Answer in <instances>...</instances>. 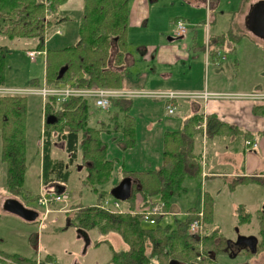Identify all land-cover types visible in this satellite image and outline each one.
I'll list each match as a JSON object with an SVG mask.
<instances>
[{"label":"trees","instance_id":"16d2710c","mask_svg":"<svg viewBox=\"0 0 264 264\" xmlns=\"http://www.w3.org/2000/svg\"><path fill=\"white\" fill-rule=\"evenodd\" d=\"M62 1L45 0L44 3L42 0H0V35L9 40L33 39L36 42L35 49L44 51L48 30L68 18L58 14ZM82 2L75 42L59 50L45 51L46 84L53 86L70 83L74 87L86 88L131 87L125 47L130 0ZM47 14L46 20L44 17ZM209 45L211 52L215 50L212 40H209ZM8 50L7 47L0 45V52ZM3 58L4 55L0 54V84H4ZM64 66L67 68L58 78L59 70ZM31 84L38 85L40 81L35 79ZM26 99L24 96H0L2 161L6 164L5 189L9 197L16 199L24 192ZM133 101L114 99L110 108L104 111L88 98H71L63 103L53 99L46 100L42 106L43 141L40 145L41 150L37 148V152L41 151L42 154L41 179L46 193L56 194L58 190L65 191L68 166L76 162L81 163L78 168H87L86 182L94 186V190L97 185L105 186L112 182L114 160L107 158V145L100 135L120 134L118 145L123 150L135 146L136 123L128 114ZM252 112L264 116V105L254 106ZM48 115L54 116L55 122L47 123ZM202 118V115L184 118L179 129L165 132L162 163L153 171L123 170V178L132 179L131 196L127 200L129 203L123 205L126 209L133 208L137 197L140 198L141 205H145L150 199L160 197L166 203L165 209L170 210L172 203L187 192L188 181L196 182L200 179L202 145L200 137L203 131L196 129V126L201 124ZM205 119L204 135L208 141L223 135L219 129L221 127L233 129L232 125L222 123L215 115H207ZM57 145L63 152V157L55 156L54 150ZM50 174H53V177H50ZM234 180L239 184L248 182L264 184L261 182L264 179L260 181L254 176L249 179L238 177ZM55 189L56 193L53 192ZM106 195L104 190L99 192L98 203L94 205H74L77 211L74 218L69 220L70 222L73 220L75 227L83 229L88 235L91 230L96 229L101 234L114 232L121 238L126 248L116 250L109 243L111 256L108 264H150L152 258L157 264H168L171 260L181 264H213L215 258L223 253V242L218 229L209 232L211 226L207 225L210 223L208 219H213V213L209 212L206 206L204 208L206 227L202 236L205 240L202 249L205 257L203 261H199L201 251L198 242L187 233L188 223L195 215H188L183 219L175 218L166 224L149 225L143 223L138 215L109 213L99 208L98 204L107 198ZM209 201L211 202V199H206L205 205ZM242 207L244 208L243 205H239L238 209L241 210ZM244 214L248 216L245 212ZM245 215L241 214V211L238 213L243 224L249 222ZM259 217L264 219V213ZM259 232L261 240L256 248L261 251L264 249V220L260 221ZM101 242L95 240L94 244ZM213 254L216 256L211 257ZM21 260L33 264L30 259Z\"/></svg>","mask_w":264,"mask_h":264},{"label":"crops","instance_id":"0c3cea01","mask_svg":"<svg viewBox=\"0 0 264 264\" xmlns=\"http://www.w3.org/2000/svg\"><path fill=\"white\" fill-rule=\"evenodd\" d=\"M260 1L264 0L130 1L125 39L126 66L132 82V86L129 88L226 92L251 91L253 88L246 87L254 85L257 89L264 90V77L258 78L260 73H264V49L261 47L263 50L257 51L247 48L252 55H255L256 61L250 62L245 70L240 64L238 55V52L242 48L244 49L242 45L244 40L250 43L253 41L252 44H254L260 38L247 26L252 6ZM150 9L160 11L162 17L149 14ZM179 19L185 22L186 32L184 35L178 36L175 32V25ZM58 27L57 25L56 30L59 29ZM206 40H212L213 49H215L212 52L210 51L207 60L205 55ZM32 44L33 46L26 49V51L36 50V42ZM58 44L59 39L53 44L52 49H61ZM259 45L261 46V44ZM46 47L49 48L47 45ZM45 50L41 54L43 55V63H45ZM213 52L216 54H212ZM225 52L233 55L231 60L227 61L225 59L222 55ZM260 54L261 58H259ZM221 59H225V61L222 63ZM210 71L212 72L211 77ZM43 77H45V73ZM253 77L255 79L250 83L249 80ZM35 79L37 78L33 77L27 83ZM42 80L43 78L39 80L40 83ZM147 102H151V100L139 101L138 103L144 104L135 108L136 103L134 101L128 112L136 123V144L133 148L123 150L119 147L120 134L102 133L100 135L104 142L106 140L111 141L122 154L121 158H108L114 160V172L116 170L120 171L119 167H121L122 172L123 170L132 172L153 171L162 163L165 132L179 129L184 118L202 115L203 120L207 115H215L219 121L234 126L238 133L243 130L256 133L252 139L257 140L258 146L256 149H249L243 143L236 142L238 134L234 138L223 134L220 138L208 141L207 145L203 143L201 145L200 179L196 181L195 185L192 184L195 181H188V185H186L187 192L182 196L189 195V208L184 211L190 208L197 210L201 197L213 200V211L221 209L222 212L226 211L224 208L227 209L230 197L226 193L225 197L221 196L222 191L226 188H228V191H234L236 186L241 185L244 188L245 184H252L250 182L239 184L234 179L251 175L264 178V134L256 136L264 130V118L252 113V106L248 105L250 103L215 98L206 101L202 99H177L172 102L174 106L173 113L167 112L166 104L163 102L162 114L158 110L157 104ZM44 104L42 101L41 106ZM177 107L179 108L178 117H169V115L175 114ZM139 113L140 116H138ZM139 118L143 120V134L141 136H138L139 123L137 124V122ZM41 122L44 123V112L42 110ZM199 127L200 125H197L196 129H200ZM104 135H107L105 139L103 138ZM38 144L42 145V140L37 143L36 153H38ZM106 145H108L107 142ZM140 145H148L144 149L142 158L140 157L137 160L125 158L128 152L130 154L137 152ZM39 155L40 177L42 178L41 151ZM50 177H53V174H50ZM200 181L203 187L198 195L196 186L200 184ZM58 191L60 192L56 194L64 193L63 190ZM246 201V199L242 201L234 200L233 204L243 205L245 208L248 207ZM46 255L48 256V254ZM44 256L37 254L35 258L23 255L18 257L36 259Z\"/></svg>","mask_w":264,"mask_h":264},{"label":"rangeland","instance_id":"374dc122","mask_svg":"<svg viewBox=\"0 0 264 264\" xmlns=\"http://www.w3.org/2000/svg\"><path fill=\"white\" fill-rule=\"evenodd\" d=\"M131 2L133 0H130ZM82 0H63L59 6L58 14H61L65 17H68L66 20H63L61 23L53 25L47 32L45 48L46 50H59L52 49L53 44L59 39L58 46L60 48H64L70 44L75 42V37L77 34V27L79 26V18L82 9ZM149 14L160 15V11L150 9ZM50 18V16H49ZM44 19H48V14L44 17ZM61 30L62 34H55L56 26ZM33 39L26 38H17L14 40H9L5 36L0 35V45L7 47L8 51H2L0 54L4 58L2 60V68H3V83L6 86H25L30 85L31 81L27 83L31 78L35 77L38 80L43 78L44 73L46 72L45 63H43V55H38L34 59H31L26 54V49H29L33 46ZM253 43V41H252ZM247 40H244L243 47L238 52L240 64L243 67V70L248 68L250 62H254L255 55H252L248 49H254L259 51L260 49H264V38H258L257 42L252 44ZM261 44V46L259 45ZM46 45L49 47L47 48ZM263 49H262V48ZM45 50V51H46ZM242 52V57H241ZM263 52V51H262ZM222 54V53H221ZM227 61L232 59V54L225 52L222 54ZM261 58V54L259 56ZM225 59H221L222 63ZM264 66V64H263ZM212 72L210 71V77ZM264 73H260L258 78H263ZM255 77L249 80L250 83L253 82ZM246 88H253L252 90H258L254 85H249ZM27 111H26V129H25V140H26V172L24 176V192L19 197L20 201L23 202L24 206L27 208H31L32 210L39 212L37 218L33 221H25L19 216L10 213L3 208L4 200L9 197V193L5 189L6 185V164L2 161V140H1V131H0V252L13 255L14 256H26L29 258H35L37 254L41 255H51L54 258H50L46 256V259H53L55 264H108V260L111 256V251L109 248V243L116 250H122L126 248V245L121 241V238L114 232H109L107 234H101L96 229H93L89 232L91 243L88 247L84 248V240L82 237H77V228L75 227L74 221L70 222L69 219L74 218V213L77 211L74 205H94L98 203L99 192L106 191L107 198L111 199L109 194V190L112 186L117 184L123 178V172L121 167H119L120 171L116 170L113 174V178L109 185L105 186H94L89 185L86 182V178L88 175V170L86 167L78 168L77 166L81 163L76 162L70 164L68 166V178L66 189L63 194L68 195V202L65 203H52L49 206V213L44 215L45 208L38 204L37 198L39 194L43 192L42 190V179L40 177V169H39V160H40V152L36 153L37 143L41 141L42 136V122H41V110H42V100L38 96H27ZM136 103L135 108L142 106L144 103H138L139 101H150L148 99H136L134 100ZM133 101V102H134ZM155 101V102H154ZM228 101V100H226ZM230 101V100H229ZM232 101H240V100H232ZM151 102L158 105V110L163 114L164 103L163 100H151ZM151 102H147L153 104ZM242 102H247L243 101ZM250 103L252 108L258 105V103ZM163 105V106H162ZM248 107V106H247ZM140 110V109H139ZM252 110V109H251ZM179 108L175 114L169 115V117H178ZM253 113V112H252ZM254 114V113H253ZM260 117L263 115L254 114ZM140 116V113L139 115ZM162 119V118H161ZM138 136L143 134L142 123L143 120L141 118L138 119ZM224 123V122H222ZM229 125V124H228ZM233 129H227L226 127L219 128L222 134H227L229 137H236V142L240 144L246 145V141H250L251 143L257 142L256 139H252L256 133H252L247 130L238 131L232 126ZM248 133V134H244ZM264 134V130L259 132L256 136H261ZM244 135V136H243ZM243 136V137H242ZM107 135H104L105 139ZM205 135H202L201 144L205 143L207 145L208 139L205 138ZM222 137V136H221ZM220 138V137H216ZM234 140V139H233ZM108 143L106 156L107 158H121L122 154L120 151L114 146V144L106 140ZM258 143V142H257ZM148 145H140V148L134 154H130V152L126 153L125 158H133L138 159L142 158L144 155V149L147 148ZM156 146V145H153ZM39 149L41 150L40 145L38 144ZM37 147V148H38ZM201 147V146H200ZM207 149V148H206ZM55 156L63 157L64 154L59 149V145L56 146ZM207 154V151H206ZM213 154V152H211ZM57 156V157H58ZM209 156V155H208ZM154 158V157H153ZM162 158V157H161ZM253 176V175H251ZM251 176H242L241 179H249ZM256 177V176H254ZM260 181L264 178H259ZM264 183V181H261ZM194 182L192 184H196ZM249 183V182H248ZM252 183V182H250ZM199 184V183H198ZM244 184V183H242ZM259 184V183H258ZM245 184V187L242 188L241 185L236 186V190L228 191V188L222 191L221 196L225 197V193L230 197L228 199V207L224 208L226 211L222 212V209L219 211H213L212 203L209 201L206 205L207 210L213 213V221L212 219H208L210 223L209 232L212 229H218L219 234H222L226 237H234L235 233L239 231L246 236L247 234L256 235L260 237L259 225L261 219L263 209H264V184ZM203 185L200 184L196 186L198 195L202 190ZM57 189L53 191L56 193ZM52 194V193H51ZM52 196H55L52 194ZM104 197V198H105ZM189 195L181 196L179 199L175 200L172 203L171 210L174 215L170 216L167 219V222L173 221V219L180 218L182 219V213L186 208H189L188 205ZM246 199L248 202V207L238 209V204H233L234 200L242 201ZM206 201V199L204 198ZM129 202L124 201L122 205H126ZM188 205V206H187ZM223 208V207H222ZM53 210V211H52ZM239 210V211H238ZM248 215L246 220L249 219L247 224L240 222L238 213ZM206 227V225H205ZM99 240L101 243L95 245L94 241ZM261 240V239H259ZM198 246L201 245L198 243ZM264 249H262L260 253V257H255L252 255L248 260H240L235 258H227L218 256L213 264H263L264 263ZM17 252V253H15ZM19 254V255H18ZM238 261V262H237ZM254 262V263H253ZM150 264H157L155 259L152 258L150 260Z\"/></svg>","mask_w":264,"mask_h":264},{"label":"built area","instance_id":"2783aa9c","mask_svg":"<svg viewBox=\"0 0 264 264\" xmlns=\"http://www.w3.org/2000/svg\"><path fill=\"white\" fill-rule=\"evenodd\" d=\"M176 35H184L186 32V24L182 20H178L175 25ZM55 33L60 34L61 31L57 29ZM44 53L38 50L26 51L29 58L34 59L36 56ZM210 54L209 41L205 43L206 60ZM0 96H38L42 99L43 103L47 99L63 103L71 98H88L93 101V104L101 110L107 111L110 108L111 101L114 99H149V100H163L166 104L168 113H173L174 106L172 102L177 99H202L204 101L215 98L220 100H240L249 101L252 103H264V90H251V91H226V92H210L203 90L202 92L196 91H177V90H152V89H138V88H119V87H74L70 83H60L57 85L49 86L46 84L45 77L40 84H30L25 86H6L0 84ZM206 119L204 118L200 124V129L203 135L206 129ZM43 134V132H42ZM247 148L255 149L258 146L257 142L251 143L246 141ZM52 194L43 191L39 194L37 201L38 204L45 208L44 215L49 213V206L52 203H65L68 202V196L65 194ZM98 207L109 213H129L138 215L143 223L155 225L160 219H166L168 216L174 215L173 212H168L165 207L166 203L160 197L150 199L145 205L140 204V198L137 197L132 209H126L122 206L121 202L114 198H106ZM184 216L195 215L187 226V232L191 237L201 238L204 231V199L201 197L199 200V207L195 212H183ZM175 216V215H174ZM0 264H28L23 262L20 258H16L5 253L0 252ZM33 264H55L53 261H44L40 257L33 260Z\"/></svg>","mask_w":264,"mask_h":264},{"label":"water","instance_id":"95a60500","mask_svg":"<svg viewBox=\"0 0 264 264\" xmlns=\"http://www.w3.org/2000/svg\"><path fill=\"white\" fill-rule=\"evenodd\" d=\"M249 23L247 24L248 29H250L255 35L260 38H264V1H260L259 3H255L249 13ZM67 66L60 68L58 73V78H60ZM47 123L55 122V117L52 115H48L46 117ZM132 191V179L130 177H124L121 179L118 184L110 189V195L118 200L126 201L131 196ZM60 192V191H57ZM4 210L13 213L25 221H33L37 218L38 212L27 208L24 204L16 198L7 197L3 202ZM77 237H82L84 240V248L86 249L88 245L91 243L90 236L86 231L81 228H77ZM254 249L256 246V237L254 242ZM168 264H181L175 260H171Z\"/></svg>","mask_w":264,"mask_h":264},{"label":"flooded vegetation","instance_id":"af4514ba","mask_svg":"<svg viewBox=\"0 0 264 264\" xmlns=\"http://www.w3.org/2000/svg\"><path fill=\"white\" fill-rule=\"evenodd\" d=\"M45 3V0H42ZM83 1V0H82ZM61 15V14H60ZM205 231V228H204ZM203 231V232H204ZM212 231H210L211 233ZM221 236V241L223 242V253L218 256H222V257H227V258H235L240 260L239 262H242V260H248L249 258H251V256L253 255L254 259L255 257H260V251H258V249L256 248L258 246V242L259 239H261L259 236L256 235H250L247 234L246 236H243L242 233H240L239 231H237L234 235V237H226L222 234H219ZM255 237H256V246H255V252L253 251L254 249V242H255ZM194 240H197V242H199V244L201 245L200 251H201V256L198 257L199 261H203L202 259L205 257L202 253V249H203V243L205 244V240H203V238H195V237H191ZM216 245V243H214ZM264 252V251H262ZM216 255H212L211 257H215ZM216 259V258H215ZM238 262V261H237ZM235 263L232 262V264ZM254 263V262H253ZM237 264V263H236Z\"/></svg>","mask_w":264,"mask_h":264}]
</instances>
